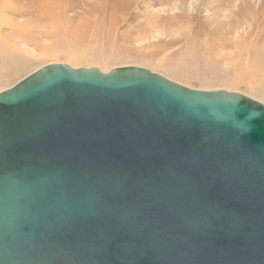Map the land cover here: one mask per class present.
Here are the masks:
<instances>
[{"label":"water","instance_id":"95a60500","mask_svg":"<svg viewBox=\"0 0 264 264\" xmlns=\"http://www.w3.org/2000/svg\"><path fill=\"white\" fill-rule=\"evenodd\" d=\"M0 264H264V103L138 66L0 92Z\"/></svg>","mask_w":264,"mask_h":264},{"label":"rangeland","instance_id":"374dc122","mask_svg":"<svg viewBox=\"0 0 264 264\" xmlns=\"http://www.w3.org/2000/svg\"><path fill=\"white\" fill-rule=\"evenodd\" d=\"M7 7L3 35L15 33L25 53L0 62V92L65 63L144 67L190 88L264 98V0H10Z\"/></svg>","mask_w":264,"mask_h":264},{"label":"bare ground","instance_id":"6f19581e","mask_svg":"<svg viewBox=\"0 0 264 264\" xmlns=\"http://www.w3.org/2000/svg\"><path fill=\"white\" fill-rule=\"evenodd\" d=\"M9 2H10V0H0V62H2V61H5V62H8V59L10 58V62L11 61H13L14 60V52L13 51H16V52H18V54L17 55H19V53H20V56L22 55V57L24 56L23 54L25 53L24 51H22V50H20L19 49V46L21 45L22 47L21 48H24L25 47V43L23 42L22 44H20L19 46L18 45H15V37L13 36L15 33H13V34H11L9 37H6V36H4L3 35V29L4 28H6L8 25H10L9 24V22H8V15H7V11H5L4 9H5V7L6 8H8L7 7V5L9 4ZM6 5H5V4ZM239 7V6H238ZM9 12V11H8ZM255 13V12H254ZM253 13V14H254ZM258 13H259V11H258ZM264 13V12H263ZM9 14V13H8ZM255 15H257V14H255ZM24 21V20H23ZM17 24V23H16ZM15 25V24H14ZM18 25V24H17ZM25 27H27V26H25ZM8 30V29H7ZM13 31V30H12ZM22 31V30H21ZM16 32V31H15ZM22 36H23V34H22ZM18 39V38H17ZM8 43H10V44H8ZM245 44V43H244ZM14 45L17 47V48H14ZM23 45H24V47H23ZM247 45V44H246ZM244 47V46H243ZM247 48V47H246ZM254 49V48H253ZM27 50V49H26ZM248 50V49H247ZM250 51V50H249ZM256 51V50H255ZM261 51H264V50H261ZM248 52V51H247ZM32 53V52H31ZM34 53H36L35 51H34ZM248 54V53H247ZM38 54H36V56H37ZM262 55V54H261ZM34 56H35V54H34ZM262 56H264V55H262ZM15 57H17V56H15ZM16 60V59H15ZM14 62V61H13ZM16 62V61H15ZM12 63V62H11ZM18 64V63H17ZM23 64V63H22ZM54 64H62V63H54ZM72 64V63H71ZM8 65H10V64H8ZM20 65H21V63H20ZM1 66V65H0ZM70 66H72V65H70ZM75 66V65H74ZM74 66H72L73 68H78V67H74ZM7 67V66H6ZM6 67H5V69H6ZM18 67V66H17ZM21 67V66H20ZM96 67V66H95ZM4 68V67H3ZM42 68V67H41ZM92 68V67H91ZM97 68H99L102 72H104V73H108L109 71H107L106 69H102V68H100V67H97ZM119 68V67H118ZM144 68V67H143ZM18 69V68H17ZM16 69V70H17ZM39 70V69H38ZM113 70V69H112ZM150 70V69H149ZM152 72H155V71H153V70H151ZM155 73H157V72H155ZM159 74V73H158ZM162 75V74H161ZM29 76V75H28ZM162 76H164V75H162ZM27 77V76H26ZM25 77V78H26ZM166 77V76H165ZM166 78H169V79H171L170 77H166ZM24 79V78H23ZM22 79V80H23ZM171 80H173V79H171ZM174 81V80H173ZM178 83V82H177ZM180 84V83H179ZM183 85V84H182ZM184 86H186V85H184ZM223 89V88H222ZM200 90V89H199ZM202 90H204V89H202ZM217 90H220V89H217ZM226 90V89H225ZM227 91H229V92H238V91H235V90H233V91H230V90H227ZM240 93H242V92H240ZM246 93V92H245ZM245 93H242V94H244V95H246ZM251 95V94H250ZM254 95V94H253ZM246 96H248V95H246ZM259 96V95H258ZM249 97H251V96H249ZM251 98H253V99H255V100H257V101H259V102H262V103H264V98L262 99V98H258V97H256V96H252Z\"/></svg>","mask_w":264,"mask_h":264}]
</instances>
